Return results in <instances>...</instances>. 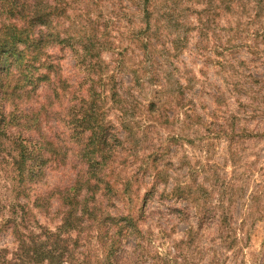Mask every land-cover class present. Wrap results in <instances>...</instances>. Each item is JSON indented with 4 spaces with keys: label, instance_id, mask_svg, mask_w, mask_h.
<instances>
[{
    "label": "rangeland",
    "instance_id": "374dc122",
    "mask_svg": "<svg viewBox=\"0 0 264 264\" xmlns=\"http://www.w3.org/2000/svg\"><path fill=\"white\" fill-rule=\"evenodd\" d=\"M65 3L52 31L74 20L103 49L90 64L78 44L53 46L48 82L0 93L5 114L34 115L22 138L46 159L17 185L0 152L2 203L53 232L85 206L73 264H264V0ZM15 248L2 231L0 251Z\"/></svg>",
    "mask_w": 264,
    "mask_h": 264
},
{
    "label": "trees",
    "instance_id": "16d2710c",
    "mask_svg": "<svg viewBox=\"0 0 264 264\" xmlns=\"http://www.w3.org/2000/svg\"><path fill=\"white\" fill-rule=\"evenodd\" d=\"M65 12V0H0V57L5 58L3 61L7 63L0 72V93L5 99L18 91L16 88H6L11 82L16 81L21 95L28 96L31 91L27 88H34L35 83L40 81H49L53 66L46 50L53 46L72 47L78 44L77 47L80 53L82 52L80 58L87 59L90 64L92 63L89 60H93L102 51L103 46L96 42V39L83 40L74 20L70 22L72 26L70 34L68 31L59 33L52 31L53 20L62 17ZM3 19L9 21L5 23ZM86 55H89V58ZM40 69L46 72L39 75ZM5 81H7L6 86ZM32 115L18 109L5 114L0 108V152H5L11 157L17 172V185L38 178L46 161L42 153L44 148L42 144L33 142L28 137L22 138L24 133L34 130L33 123L36 119L30 120ZM91 117H83L80 121L85 123L86 130L91 129L90 125L96 123L94 118V121L89 120ZM95 127L98 128L99 125ZM10 128L18 130L17 134L9 133ZM98 141L99 137L94 135L89 145L98 146ZM44 145L48 143L44 141ZM87 164L88 170L91 171L94 165L100 166L101 162L91 160ZM18 207L16 203L9 207L5 206L0 199V233L9 230L16 243L13 252L0 251V264H73L76 244L75 241L71 242L69 233L78 227L77 223H80L85 215L89 216L88 219L92 217V214L86 213L85 206L80 210L79 218L66 216L54 232L40 228L36 222L32 225L27 219L24 207L17 210ZM128 221V219L121 221L127 224L122 229H128L130 226ZM113 222L117 223L118 220L114 219ZM131 226L134 228V225ZM36 229L40 230L39 233H36ZM112 249L113 247L109 248V252Z\"/></svg>",
    "mask_w": 264,
    "mask_h": 264
}]
</instances>
